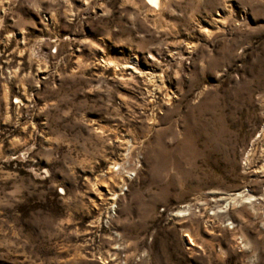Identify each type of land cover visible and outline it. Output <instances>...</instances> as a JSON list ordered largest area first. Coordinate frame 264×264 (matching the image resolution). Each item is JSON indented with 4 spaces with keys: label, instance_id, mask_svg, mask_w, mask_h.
<instances>
[{
    "label": "rangeland",
    "instance_id": "1",
    "mask_svg": "<svg viewBox=\"0 0 264 264\" xmlns=\"http://www.w3.org/2000/svg\"><path fill=\"white\" fill-rule=\"evenodd\" d=\"M0 264H264V0H0Z\"/></svg>",
    "mask_w": 264,
    "mask_h": 264
},
{
    "label": "bare ground",
    "instance_id": "2",
    "mask_svg": "<svg viewBox=\"0 0 264 264\" xmlns=\"http://www.w3.org/2000/svg\"><path fill=\"white\" fill-rule=\"evenodd\" d=\"M161 1L162 0H148V5L154 9H159L160 8V5H161ZM102 63L106 64V66H109V67H112L113 64L112 62H106L104 60L101 61ZM243 194L242 192L238 193V194H235L232 198H230V201H234L236 200L237 198L239 199H243ZM191 240V238H190ZM191 243H193V241L191 240L190 241Z\"/></svg>",
    "mask_w": 264,
    "mask_h": 264
}]
</instances>
